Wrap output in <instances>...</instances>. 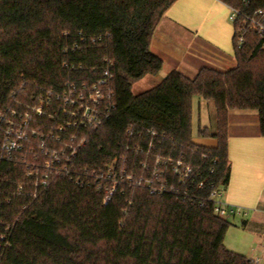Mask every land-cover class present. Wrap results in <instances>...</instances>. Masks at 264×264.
Wrapping results in <instances>:
<instances>
[{"label": "trees", "instance_id": "obj_1", "mask_svg": "<svg viewBox=\"0 0 264 264\" xmlns=\"http://www.w3.org/2000/svg\"><path fill=\"white\" fill-rule=\"evenodd\" d=\"M176 1L0 0V264H254L225 246L211 196L230 180V112H258L264 136L263 38L239 47L235 24L234 67L173 71L135 94L162 70L151 41ZM219 1L264 17V0ZM95 86L101 125H73L57 95ZM195 97L215 103L216 132L200 130L214 147L194 141ZM112 166L132 179L106 202Z\"/></svg>", "mask_w": 264, "mask_h": 264}, {"label": "crops", "instance_id": "obj_2", "mask_svg": "<svg viewBox=\"0 0 264 264\" xmlns=\"http://www.w3.org/2000/svg\"><path fill=\"white\" fill-rule=\"evenodd\" d=\"M231 13L219 0H177L164 14L151 41L152 52L164 59L162 70L136 82L141 92L157 86L173 71L195 78L203 67H234ZM200 98L193 100V136L203 138L198 144L214 147L216 139L200 134V130L216 132V106L212 100ZM229 128L231 175L228 185L219 189L218 199L235 212L225 217L231 223L225 246L255 261L259 246L253 239H264V136L258 112L231 111Z\"/></svg>", "mask_w": 264, "mask_h": 264}, {"label": "built area", "instance_id": "obj_3", "mask_svg": "<svg viewBox=\"0 0 264 264\" xmlns=\"http://www.w3.org/2000/svg\"><path fill=\"white\" fill-rule=\"evenodd\" d=\"M231 18L234 22V25H238V36H239V47H242L245 41V33L248 31H257L263 38L264 42V17L261 20L254 19L249 16H243L241 12L237 9L231 8ZM101 85L107 87V81L103 80L100 82ZM107 84V85H106ZM107 92V90H106ZM49 99L51 100V95H49ZM105 94L102 88L95 86L94 92L86 95L82 91L76 94L75 88H70L68 91H65L62 94L57 95V100L63 102L64 112L72 116L74 119L73 125L75 126H91L92 128H97L101 125L104 117H105ZM109 99L112 97V94L108 93ZM50 101L46 102V100H42L41 104L49 103ZM47 105V104H45ZM37 111L42 114V107H39ZM103 111V112H102ZM21 134L20 132L18 133ZM16 143L13 142L11 147H15ZM54 157L58 159V154L55 153ZM183 163L181 161L177 162L176 166L174 167L175 172L177 174H182L184 179L189 176L191 173L190 167H183L181 169ZM107 179H114V183L112 188H107V197L106 202L111 198L113 193L116 191V186L121 180H130L132 179L128 176L126 168L122 167L120 170H116L113 166L108 169L106 172ZM155 176H157L155 174ZM139 183V182H138ZM140 184V183H139ZM203 184H200L202 186ZM160 191L162 192L164 189L159 187ZM155 192V190H153ZM219 190H216L212 193L211 198L214 200V211L215 213L225 218L228 214L234 213L235 209L233 207L227 206L224 203L219 201ZM254 264H261L258 260L254 261Z\"/></svg>", "mask_w": 264, "mask_h": 264}, {"label": "rangeland", "instance_id": "obj_4", "mask_svg": "<svg viewBox=\"0 0 264 264\" xmlns=\"http://www.w3.org/2000/svg\"><path fill=\"white\" fill-rule=\"evenodd\" d=\"M133 92L135 94H138L139 92H141L140 88H138V86L136 85V83L133 86ZM201 99V98H200ZM212 102V101H211ZM203 140L202 137H198L196 134H194V141L197 143H201L200 141ZM203 144V143H202ZM256 245L259 246L256 248V252H255V260H257L258 258L261 260V264H264V239L262 238H258V237H254ZM261 244V245H259Z\"/></svg>", "mask_w": 264, "mask_h": 264}]
</instances>
